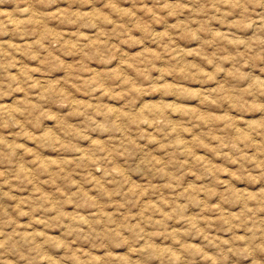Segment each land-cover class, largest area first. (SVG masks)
<instances>
[{"label":"clouds","instance_id":"9594fccd","mask_svg":"<svg viewBox=\"0 0 264 264\" xmlns=\"http://www.w3.org/2000/svg\"><path fill=\"white\" fill-rule=\"evenodd\" d=\"M0 264H264V0H0Z\"/></svg>","mask_w":264,"mask_h":264}]
</instances>
